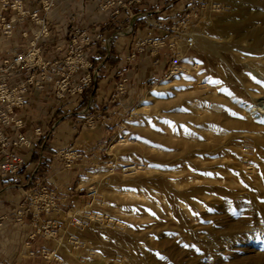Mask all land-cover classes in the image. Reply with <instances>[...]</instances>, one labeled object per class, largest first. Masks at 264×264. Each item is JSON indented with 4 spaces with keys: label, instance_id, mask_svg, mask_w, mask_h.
<instances>
[{
    "label": "rangeland",
    "instance_id": "rangeland-1",
    "mask_svg": "<svg viewBox=\"0 0 264 264\" xmlns=\"http://www.w3.org/2000/svg\"><path fill=\"white\" fill-rule=\"evenodd\" d=\"M195 3L178 62L112 106L55 264H264V0Z\"/></svg>",
    "mask_w": 264,
    "mask_h": 264
},
{
    "label": "crops",
    "instance_id": "crops-1",
    "mask_svg": "<svg viewBox=\"0 0 264 264\" xmlns=\"http://www.w3.org/2000/svg\"><path fill=\"white\" fill-rule=\"evenodd\" d=\"M32 10L40 9V3L33 0ZM198 1V0H195ZM101 0H58L52 16L64 21L65 19L83 14L86 23H93L94 18L100 15ZM78 4L79 9L74 10L71 4ZM197 3L190 4V0H144L136 4L132 13L138 16V20L131 34L117 36L111 51L98 46L97 56L92 58L94 66L103 62L101 78L95 88L88 89L80 97V107L89 105L92 99L99 102L97 124L88 127L83 121H77L73 116L65 117L62 110L54 109L51 96L48 92H35L30 100L28 110V131L32 132L36 127H42L49 133L40 141L27 148L23 154L25 167L14 179L0 177V217L6 216L0 229V262L2 264H55V253L59 248L58 232L52 235L46 233L42 227L49 220H55L58 226L63 221L62 213L66 214V206L69 201L82 199L78 188L73 185L77 182L83 168L99 162V146L97 139L104 132L106 120L113 119L112 106L116 102L108 101L111 94L117 92V84L124 76H129L133 83L131 90H147L158 82L171 67L172 57L168 47L155 49L151 39L165 38L167 41L176 34L175 26L185 13H189ZM194 10V9H193ZM121 18L113 16L102 22L93 23L94 27L101 29L106 35L115 33L120 27ZM129 19L125 21L127 24ZM131 22V20H130ZM21 24H16L15 37L10 40L11 45L23 46L27 39L20 33ZM55 37L50 41L53 49ZM138 42H146L140 47V52L132 61L127 60L133 48H137ZM67 48V46L65 47ZM125 94L120 96L122 106L127 101L122 100ZM68 103V108L73 109V99ZM108 101L107 108L103 106ZM101 118L103 121H101ZM57 120L56 128L52 129V122ZM78 155L70 159L71 155ZM67 155V158L65 156ZM42 186H46L60 200V209L52 214H38L39 206L32 205V200L37 199ZM75 189V191H74ZM20 208L27 210L22 222H17V211ZM54 215H60L56 218ZM35 224L41 231L32 238L36 231ZM11 227H16L15 238L9 235ZM60 228V227H59ZM53 231V229H51ZM9 238V239H8ZM7 243H12L13 249L7 248Z\"/></svg>",
    "mask_w": 264,
    "mask_h": 264
},
{
    "label": "built area",
    "instance_id": "built-area-1",
    "mask_svg": "<svg viewBox=\"0 0 264 264\" xmlns=\"http://www.w3.org/2000/svg\"><path fill=\"white\" fill-rule=\"evenodd\" d=\"M33 1L39 2L41 8L32 10L31 2L27 0H0V177L4 179L12 180L23 171L25 150L49 133L42 127L28 131L27 113L35 92H48L47 96H51L54 109L62 110L66 118L73 116L77 121H85L88 127L95 126L98 118L96 111L100 107L98 100L92 99L89 105L80 107V97L86 90L95 88L102 76L100 68L103 62L94 66L92 58L97 56L98 46L111 51L117 36L133 32L138 16L132 13V9L136 4L144 2L101 0V13L94 18L93 23H102L113 16L121 18L120 31L106 35L101 29L94 27L93 23H86L82 13L64 21L54 18L52 14L58 0ZM194 2L195 0H190V4ZM71 5L74 10L79 9L77 3ZM127 19L129 22L126 24ZM17 23L21 24V35L27 39L23 46H14L10 42L15 37ZM182 24L184 29L187 21H178L175 26L176 34L169 41L165 38L150 40L157 50L169 48L171 66L178 62ZM191 35H185L189 44L194 41ZM53 37L56 41L52 49L50 41ZM144 44L146 42L137 43V48H133L127 56L129 62L136 58ZM132 87L129 76H124L117 84V92L111 94L108 101L116 102L120 99V94H130ZM71 98L75 105L73 109L68 108ZM108 101L104 102V107H107ZM57 123V120L52 122V129L56 128ZM77 156L73 154L69 158ZM139 168L136 164L125 165L122 170L129 172ZM34 204L39 206L38 214L48 215L60 209V200L46 186H42L37 199L32 200V205ZM27 210L18 209L17 222L23 221ZM6 219V216L0 217V229ZM75 223L81 224V221L76 219ZM56 227V221L49 220L42 229L52 235L57 233ZM38 231L41 229H36L31 237L34 238Z\"/></svg>",
    "mask_w": 264,
    "mask_h": 264
}]
</instances>
